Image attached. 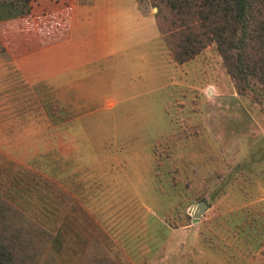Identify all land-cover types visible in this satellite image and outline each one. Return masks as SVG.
I'll return each mask as SVG.
<instances>
[{"label": "rangeland", "instance_id": "rangeland-1", "mask_svg": "<svg viewBox=\"0 0 264 264\" xmlns=\"http://www.w3.org/2000/svg\"><path fill=\"white\" fill-rule=\"evenodd\" d=\"M72 1L0 19V186L53 179L123 264H264L262 88L238 92L214 43L179 63L162 37L59 88L38 76L42 17Z\"/></svg>", "mask_w": 264, "mask_h": 264}, {"label": "trees", "instance_id": "trees-1", "mask_svg": "<svg viewBox=\"0 0 264 264\" xmlns=\"http://www.w3.org/2000/svg\"><path fill=\"white\" fill-rule=\"evenodd\" d=\"M32 1L0 0V19L28 13ZM148 1L173 60L214 43L238 92L264 91V0ZM18 167L0 186V264H123L103 228L56 181Z\"/></svg>", "mask_w": 264, "mask_h": 264}, {"label": "crops", "instance_id": "crops-1", "mask_svg": "<svg viewBox=\"0 0 264 264\" xmlns=\"http://www.w3.org/2000/svg\"><path fill=\"white\" fill-rule=\"evenodd\" d=\"M57 8L42 17L51 23L41 32L49 40L38 76L58 82L59 88L76 87L71 81H77L85 67L96 70L105 65L102 70H108L107 60L117 62L131 50L138 53L161 40L153 15L156 8L143 9L138 0H73Z\"/></svg>", "mask_w": 264, "mask_h": 264}, {"label": "water", "instance_id": "water-1", "mask_svg": "<svg viewBox=\"0 0 264 264\" xmlns=\"http://www.w3.org/2000/svg\"><path fill=\"white\" fill-rule=\"evenodd\" d=\"M195 210L193 212V217L197 218L203 211L204 209L208 206V203L204 199H200L195 203Z\"/></svg>", "mask_w": 264, "mask_h": 264}]
</instances>
